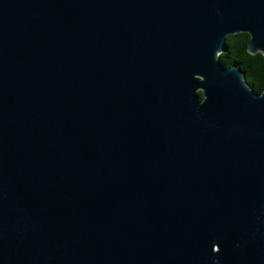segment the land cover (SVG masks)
<instances>
[{
    "label": "water",
    "instance_id": "1",
    "mask_svg": "<svg viewBox=\"0 0 264 264\" xmlns=\"http://www.w3.org/2000/svg\"><path fill=\"white\" fill-rule=\"evenodd\" d=\"M237 28L264 0H0V264H264Z\"/></svg>",
    "mask_w": 264,
    "mask_h": 264
},
{
    "label": "clouds",
    "instance_id": "2",
    "mask_svg": "<svg viewBox=\"0 0 264 264\" xmlns=\"http://www.w3.org/2000/svg\"><path fill=\"white\" fill-rule=\"evenodd\" d=\"M249 40L251 33L246 28L224 32L223 42L227 48L215 51L213 60L224 71L239 70L238 79L243 88L250 92L251 97H261L264 96V47L257 46L254 50H250ZM203 99L204 97L200 96V100ZM217 243L220 244L218 239ZM220 250L216 254L210 252L211 264H220Z\"/></svg>",
    "mask_w": 264,
    "mask_h": 264
},
{
    "label": "trees",
    "instance_id": "3",
    "mask_svg": "<svg viewBox=\"0 0 264 264\" xmlns=\"http://www.w3.org/2000/svg\"><path fill=\"white\" fill-rule=\"evenodd\" d=\"M227 48V45L224 43V49H226ZM199 93V92H198Z\"/></svg>",
    "mask_w": 264,
    "mask_h": 264
}]
</instances>
